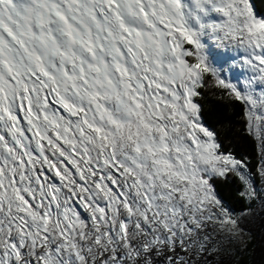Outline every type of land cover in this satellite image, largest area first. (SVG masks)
Returning a JSON list of instances; mask_svg holds the SVG:
<instances>
[{"label":"snow or ice","instance_id":"6c2138e0","mask_svg":"<svg viewBox=\"0 0 264 264\" xmlns=\"http://www.w3.org/2000/svg\"><path fill=\"white\" fill-rule=\"evenodd\" d=\"M210 45L237 52L243 84ZM206 74L244 104L264 161L248 0H0V264H214L238 227L214 177L257 193L201 122Z\"/></svg>","mask_w":264,"mask_h":264},{"label":"trees","instance_id":"16d2710c","mask_svg":"<svg viewBox=\"0 0 264 264\" xmlns=\"http://www.w3.org/2000/svg\"><path fill=\"white\" fill-rule=\"evenodd\" d=\"M253 2L264 16V0ZM205 79L207 83L198 90L200 94L195 98L204 124L215 134L216 141L222 146L221 152L244 162L256 172L260 161L258 145L246 131L244 104L229 95L226 89L218 87L210 74H206ZM214 179L215 191L223 196L226 204L238 213L247 209V202L240 195L243 185L235 173Z\"/></svg>","mask_w":264,"mask_h":264},{"label":"rangeland","instance_id":"374dc122","mask_svg":"<svg viewBox=\"0 0 264 264\" xmlns=\"http://www.w3.org/2000/svg\"><path fill=\"white\" fill-rule=\"evenodd\" d=\"M207 55L220 71L222 78L226 81L243 84L248 75L246 68H242L238 54L234 49L218 48L215 45H210ZM234 57L235 59H233ZM195 98L194 102L197 103ZM200 119L202 124L207 127L201 116ZM258 152L260 158L259 145ZM262 163L264 161L260 159L256 172H252L248 165L244 163L246 167L243 171L249 175L257 196L253 200L244 197L247 202V209L243 212L238 213L227 204L234 218L238 220V227L234 233L217 234L218 243L214 248V264H264V179L259 174ZM235 175L240 179L237 174ZM240 181L243 185L242 191H244L246 186L241 179Z\"/></svg>","mask_w":264,"mask_h":264},{"label":"bare ground","instance_id":"6f19581e","mask_svg":"<svg viewBox=\"0 0 264 264\" xmlns=\"http://www.w3.org/2000/svg\"><path fill=\"white\" fill-rule=\"evenodd\" d=\"M248 2H249V5H250V7H251V10H252L253 14H254L257 18L264 19L263 16L258 15V13H257V11H256V8H255V5H254V3H253V0H248ZM246 72H247V75H248L249 73H248V70H247V69H246Z\"/></svg>","mask_w":264,"mask_h":264},{"label":"water","instance_id":"95a60500","mask_svg":"<svg viewBox=\"0 0 264 264\" xmlns=\"http://www.w3.org/2000/svg\"><path fill=\"white\" fill-rule=\"evenodd\" d=\"M253 3H254V2H253ZM255 8H256V11H257L258 15L263 16V15H261V13L259 12V10L257 9L256 6H255Z\"/></svg>","mask_w":264,"mask_h":264}]
</instances>
